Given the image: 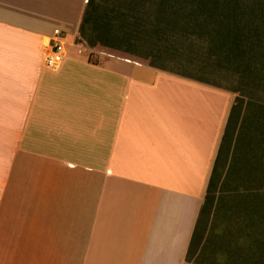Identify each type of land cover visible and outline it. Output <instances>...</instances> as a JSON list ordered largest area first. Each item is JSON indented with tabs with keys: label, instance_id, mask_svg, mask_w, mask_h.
<instances>
[{
	"label": "crops",
	"instance_id": "crops-1",
	"mask_svg": "<svg viewBox=\"0 0 264 264\" xmlns=\"http://www.w3.org/2000/svg\"><path fill=\"white\" fill-rule=\"evenodd\" d=\"M87 1L0 0V264H231L246 232L220 247L236 230L220 217L186 257L215 162L220 180L235 154L219 156L235 95L90 45Z\"/></svg>",
	"mask_w": 264,
	"mask_h": 264
},
{
	"label": "trees",
	"instance_id": "trees-1",
	"mask_svg": "<svg viewBox=\"0 0 264 264\" xmlns=\"http://www.w3.org/2000/svg\"><path fill=\"white\" fill-rule=\"evenodd\" d=\"M86 27L93 31L86 38L90 45L132 53L152 66L236 93L219 156L224 148L235 154L220 180L216 176L223 167L215 162L186 259L192 258L202 223L212 227L220 217L236 228L233 233L227 226L219 229L214 236L220 247L239 240L240 227L249 237L245 245L232 247L235 254L225 248L226 262L264 264V257H253L255 251L264 256V192L244 190L264 184V105L250 99L264 78V0H88L81 36ZM220 70L236 73L241 84L209 76ZM231 186L235 192L224 195ZM227 206L232 213L220 211Z\"/></svg>",
	"mask_w": 264,
	"mask_h": 264
},
{
	"label": "rangeland",
	"instance_id": "rangeland-1",
	"mask_svg": "<svg viewBox=\"0 0 264 264\" xmlns=\"http://www.w3.org/2000/svg\"><path fill=\"white\" fill-rule=\"evenodd\" d=\"M196 66H198L201 61H199L198 58H195L194 59V62H193ZM210 77L212 78H215V79H219V77H222L221 79H219V81H222L223 83H226L228 85H233V86H238L241 84V80L238 78V75L235 73V74H232V73H229V72H224L222 70H220V72H216L214 74V72L210 73L209 75ZM260 83H261V86L258 84V86L254 89L253 93H252V97L250 96V99H253L255 101H257L258 103L264 105V78H261L260 79ZM252 87V86H251ZM248 89V86H243V89ZM252 88H250L251 90ZM236 95V93H234ZM249 97V95H248ZM244 98H247V96H245ZM261 192L263 193L264 192V189H260ZM242 238L246 241V243L249 241V237L247 235V233H245ZM253 257H264L263 255L260 256V254L258 253V251H255V254L253 255ZM220 258V257H218ZM222 258V257H221ZM193 264H209L208 263V260L204 257L202 258H199L198 260H195L192 262Z\"/></svg>",
	"mask_w": 264,
	"mask_h": 264
},
{
	"label": "built area",
	"instance_id": "built-area-1",
	"mask_svg": "<svg viewBox=\"0 0 264 264\" xmlns=\"http://www.w3.org/2000/svg\"><path fill=\"white\" fill-rule=\"evenodd\" d=\"M61 40L60 30L55 29L44 54V65L50 70H57L66 56L64 43Z\"/></svg>",
	"mask_w": 264,
	"mask_h": 264
}]
</instances>
